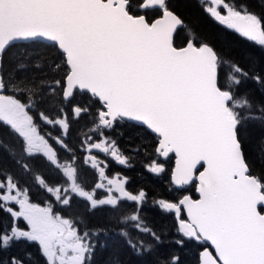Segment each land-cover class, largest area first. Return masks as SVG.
<instances>
[{
	"label": "snow or ice",
	"instance_id": "snow-or-ice-1",
	"mask_svg": "<svg viewBox=\"0 0 264 264\" xmlns=\"http://www.w3.org/2000/svg\"><path fill=\"white\" fill-rule=\"evenodd\" d=\"M204 10L264 46V17L246 4L207 0ZM183 24L169 0H0V67L10 48L41 41L57 49L64 64L63 76L52 77L51 83L0 72V125L15 140L0 150L64 206L73 196L92 209L131 204L133 210L121 223L131 222L158 242L159 236L139 214L147 194L129 191L126 177L107 175V164L98 158L102 154L129 166L128 157L106 133L125 121L146 126L158 138V156H175L173 183L178 188L195 183L199 193L198 199L185 195L176 202H157L174 214L182 236L177 243L187 239L201 244L197 264H264V176L251 171L241 140L246 121H264V109L257 117L251 101L238 94L241 83L250 78L238 64L229 63L225 72V62L195 33L185 46L176 45ZM251 78L264 85V77ZM45 93L59 95L56 116L40 108ZM81 95L94 98L96 107L78 104ZM64 106H71L76 120L93 117L90 131L98 139L83 142L89 153L86 163L98 173L91 190L78 179L75 156L62 161L59 155L60 149L71 152L64 139L70 128ZM38 121L59 127L62 134H43ZM37 164L57 170L68 187L48 184ZM148 170L158 174L164 167L153 161ZM0 210L9 217L8 226L0 227V252L23 240L39 245L46 264H92L95 246L89 233H81L53 207L31 202L20 179L2 167ZM122 235L128 237V232ZM128 243L138 252L153 248L143 240L134 243L129 238ZM179 259L172 256L167 264H179ZM30 260L29 253L12 255L7 264Z\"/></svg>",
	"mask_w": 264,
	"mask_h": 264
},
{
	"label": "trees",
	"instance_id": "trees-1",
	"mask_svg": "<svg viewBox=\"0 0 264 264\" xmlns=\"http://www.w3.org/2000/svg\"><path fill=\"white\" fill-rule=\"evenodd\" d=\"M239 2L246 4L253 14L264 17V0H239ZM169 3L171 9L182 18L185 24V27L179 29L177 33L176 43L178 45L185 44L188 37L195 33L199 37L200 43L206 42L215 47L225 64H238L249 73L250 78L241 83L238 94L246 96L251 101L253 113L258 117L260 110L264 109V85L251 77H264V46L246 41L239 37L237 33L218 25L204 10L202 1L169 0ZM2 72L5 74L12 73L17 77H24L34 82L45 81L51 83L52 77L59 78L63 76L64 64L57 49L49 44L38 42L37 44L17 45L10 48L4 56ZM77 98L80 102H83V98L88 99L87 95H81ZM60 107L58 93L55 96L51 93H45L44 99L40 103L41 110L50 116H56ZM64 112L67 113V117L70 115L68 109ZM74 121L73 118L72 120L69 119L72 133L78 129L74 123L77 121L79 123L82 119ZM128 131L130 144H133L139 151H146L147 156L153 154V136L145 128L131 125ZM241 140L251 171L257 176H264V121L258 118L246 121L244 130L241 133ZM13 143H15V140L9 129L0 125V145L7 147ZM0 167L7 169L14 175L20 176V174H23L3 150H0ZM145 177L144 184L147 186L148 191L150 190L149 193L164 194L165 187L155 186L147 172ZM104 220L101 214L97 217L96 223H102L101 221ZM154 220L153 223L161 234L165 233L170 227L168 221H164L166 222L164 223L157 218H153ZM2 254H4L2 260L9 258L7 252H2ZM166 258L163 253L156 254L155 251L146 254L145 257H140L125 242L111 241L105 249L98 253L95 264H131L130 262L132 264H162ZM194 262L195 259L194 261L186 259L183 264H194Z\"/></svg>",
	"mask_w": 264,
	"mask_h": 264
},
{
	"label": "flooded vegetation",
	"instance_id": "flooded-vegetation-1",
	"mask_svg": "<svg viewBox=\"0 0 264 264\" xmlns=\"http://www.w3.org/2000/svg\"><path fill=\"white\" fill-rule=\"evenodd\" d=\"M118 134L121 135L120 138L115 140L116 144L120 148L121 152L128 157V165L129 166H123L115 162L110 157H105L102 154L98 155V158L100 160L105 161L107 164L106 173L110 177H114L116 174H119L121 177L127 178V189L131 192L138 193L139 191H144V181L146 179V163H147V154L146 151H139L135 148L133 144L129 143L128 136L129 131H117ZM61 135V134H60ZM89 137H92L94 140V135L90 131ZM65 141L68 139V137H64ZM86 138H80L77 140L78 144L76 147H74V154L70 153L71 156H75L74 164L78 169V179L82 182V184L85 186L87 190H91L96 182H98V173L93 170L90 165L86 163L87 157L89 155L88 152L85 151V142ZM95 151V150H94ZM43 164H37V167H41ZM43 168V167H42ZM48 173L52 174V176H55L57 174L60 175V173L55 170L54 168ZM47 172L44 170L41 171V175L46 179L47 182L52 180L47 175ZM55 173V174H54ZM137 177V178H135ZM35 183L32 182L31 186L33 187ZM61 188L68 187L67 182L60 181L58 182V185ZM45 196L39 195V193L33 191L31 189V192L29 193L31 202L36 203L40 205L41 207L48 206L49 201L45 200L48 198V193L45 190H42ZM102 193V190H98V195ZM33 194V195H32ZM35 195V196H34ZM38 196V197H37ZM36 197V199H35ZM41 197V198H40ZM44 197V198H43ZM39 198V199H38ZM53 199L55 200V197L53 195ZM70 205L74 207V212L77 216V227L79 228L80 232L82 233L81 229H96V226H100L99 228H104L103 231H114L117 232L125 224H120L119 217L124 216L126 214H129L133 210V206L131 204H121L118 206L115 210L110 209L107 206L104 207H98L96 209H92L89 207V203L83 200L82 198H77L75 196L72 197V200L70 202ZM63 206V205H62ZM17 208V207H16ZM104 217V221H101L102 223H96L97 217L100 215ZM140 216L145 215V205L143 204L140 208ZM112 217H116L115 219H112ZM21 227H26V222H22ZM0 227L1 224H0ZM95 227V228H94ZM107 228V229H106ZM91 230V231H92ZM136 230V229H135ZM113 234V233H112ZM23 241V240H22ZM25 243L37 246L39 248V245L35 242H27ZM36 255L40 256L41 250L36 251ZM31 255V258L37 257L34 253H29Z\"/></svg>",
	"mask_w": 264,
	"mask_h": 264
},
{
	"label": "rangeland",
	"instance_id": "rangeland-1",
	"mask_svg": "<svg viewBox=\"0 0 264 264\" xmlns=\"http://www.w3.org/2000/svg\"><path fill=\"white\" fill-rule=\"evenodd\" d=\"M87 107L89 108V105H87ZM157 174V173H156ZM161 174V173H158ZM157 194V193H156ZM160 200H146V203L148 205V207H152L155 205H159L157 202ZM160 207V206H159ZM155 218L159 219L161 222H164L165 220L163 219L164 216L161 214H157L154 213ZM116 217H112V219H115ZM144 224L146 227L150 228L151 230L155 231L156 234H158L159 238H160V243H158L155 247V244L153 242H147V243H151L153 245L152 251L151 252H147V251H141V255H146L148 253H153V251L157 253H163L167 258L164 259V263L163 264H167V260L168 258L172 257V256H177L179 257V264H183V261H185L186 259H192L195 262L194 264H197V254H199L197 252V248L196 245L194 244H189V242H186L184 240L183 244L177 243V241L182 239V236H178L175 234L171 224L170 227L167 229V231H165V233L163 232L162 234L159 233V231L156 229V226L154 225L153 222H155V220L153 221V215H151V212L149 211L147 213V216L143 215L141 216ZM158 220V221H159ZM166 223V222H164ZM124 224V223H123ZM123 231H127L129 238H135V236H141L144 239V235L147 238L148 235L141 233L137 230H135V228L132 226V223L129 222L128 224H125L123 226V228L120 229V232L122 233ZM144 234V235H142ZM170 235H173L171 237H168ZM164 257V256H163ZM146 259V258H145ZM185 263V262H184Z\"/></svg>",
	"mask_w": 264,
	"mask_h": 264
},
{
	"label": "bare ground",
	"instance_id": "bare-ground-1",
	"mask_svg": "<svg viewBox=\"0 0 264 264\" xmlns=\"http://www.w3.org/2000/svg\"><path fill=\"white\" fill-rule=\"evenodd\" d=\"M40 173H41V172H40ZM135 178H137V177H135ZM32 195H33V194H32ZM36 195H37V193H36ZM34 196H35V195H34ZM37 197H38V196H37ZM41 197H42V196H41ZM41 197H40V198H41ZM43 198H44V197H43ZM35 199H36V197H35ZM38 199H39V198H38ZM74 209H75V208H74ZM4 254H5V253H4ZM4 254H3V255H4ZM31 254H32V253H31ZM2 257H3V256H2ZM127 259H128V257H127ZM133 260H134V259H133ZM133 260H132V261H133ZM135 260H136V259H135ZM127 261H128V260H127ZM130 263L132 264V262H130ZM133 263H134V261H133ZM126 264H127V263H126Z\"/></svg>",
	"mask_w": 264,
	"mask_h": 264
},
{
	"label": "water",
	"instance_id": "water-1",
	"mask_svg": "<svg viewBox=\"0 0 264 264\" xmlns=\"http://www.w3.org/2000/svg\"><path fill=\"white\" fill-rule=\"evenodd\" d=\"M44 42H46V41H44ZM0 72H1V67H0ZM130 122H132V121H130ZM133 123H136V122H133ZM136 124H138V123H136ZM138 125H140V124H138ZM141 126H143V125H141ZM144 127H146V126H144ZM150 131V130H149ZM154 134V133H153ZM175 169V168H174Z\"/></svg>",
	"mask_w": 264,
	"mask_h": 264
}]
</instances>
